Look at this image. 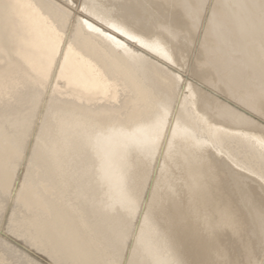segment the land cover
I'll list each match as a JSON object with an SVG mask.
<instances>
[{
	"label": "bare ground",
	"instance_id": "obj_1",
	"mask_svg": "<svg viewBox=\"0 0 264 264\" xmlns=\"http://www.w3.org/2000/svg\"><path fill=\"white\" fill-rule=\"evenodd\" d=\"M16 179L57 264H264V0H0Z\"/></svg>",
	"mask_w": 264,
	"mask_h": 264
},
{
	"label": "rangeland",
	"instance_id": "obj_2",
	"mask_svg": "<svg viewBox=\"0 0 264 264\" xmlns=\"http://www.w3.org/2000/svg\"><path fill=\"white\" fill-rule=\"evenodd\" d=\"M31 149V141L29 140L26 149L23 150V163L26 161V155ZM22 180L16 179L12 183L10 193H0V264H19L22 259H18L12 253L15 252H33L41 256L44 264H57L52 257H50L42 249L33 245L30 241L18 233L19 228L16 226V222L13 221L15 215H12L13 210L17 204L18 188L20 187ZM12 223L10 222V218ZM251 250L249 248L240 249L239 251H231L230 255L233 259L237 260L241 264L246 263V253L249 254Z\"/></svg>",
	"mask_w": 264,
	"mask_h": 264
}]
</instances>
